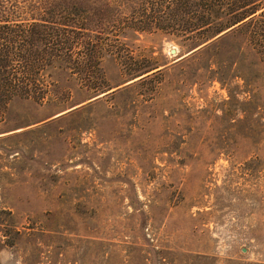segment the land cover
Instances as JSON below:
<instances>
[{"label": "rangeland", "instance_id": "374dc122", "mask_svg": "<svg viewBox=\"0 0 264 264\" xmlns=\"http://www.w3.org/2000/svg\"><path fill=\"white\" fill-rule=\"evenodd\" d=\"M259 11L205 43L176 18L129 31L105 92L55 75L52 101L10 102L0 264H264Z\"/></svg>", "mask_w": 264, "mask_h": 264}, {"label": "trees", "instance_id": "16d2710c", "mask_svg": "<svg viewBox=\"0 0 264 264\" xmlns=\"http://www.w3.org/2000/svg\"><path fill=\"white\" fill-rule=\"evenodd\" d=\"M257 11L264 19V0H0V117L15 99L43 104L62 94L55 75L86 80L94 96L105 92L101 60H125L120 48L129 31L165 30L176 18L182 36L205 43L231 18Z\"/></svg>", "mask_w": 264, "mask_h": 264}, {"label": "water", "instance_id": "95a60500", "mask_svg": "<svg viewBox=\"0 0 264 264\" xmlns=\"http://www.w3.org/2000/svg\"><path fill=\"white\" fill-rule=\"evenodd\" d=\"M172 52H175V50H174V49H172Z\"/></svg>", "mask_w": 264, "mask_h": 264}]
</instances>
